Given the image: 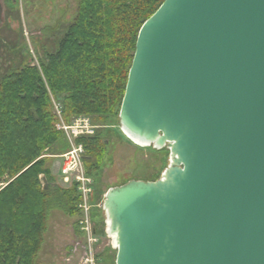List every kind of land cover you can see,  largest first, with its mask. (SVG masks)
Here are the masks:
<instances>
[{
  "label": "water",
  "instance_id": "1",
  "mask_svg": "<svg viewBox=\"0 0 264 264\" xmlns=\"http://www.w3.org/2000/svg\"><path fill=\"white\" fill-rule=\"evenodd\" d=\"M119 125L169 165L107 191L115 264H264V0H165L139 31Z\"/></svg>",
  "mask_w": 264,
  "mask_h": 264
},
{
  "label": "trees",
  "instance_id": "2",
  "mask_svg": "<svg viewBox=\"0 0 264 264\" xmlns=\"http://www.w3.org/2000/svg\"><path fill=\"white\" fill-rule=\"evenodd\" d=\"M164 1L80 0L57 52L42 64L46 82L36 67L0 82V182H6L0 190V264H37L51 212L80 214L77 183L44 190L41 182H49L40 177L46 173L41 157L64 136L56 130L51 96L61 102L68 124L81 115L106 121L119 115L139 31ZM77 143L85 145L86 171L93 175L103 158L100 140Z\"/></svg>",
  "mask_w": 264,
  "mask_h": 264
},
{
  "label": "rangeland",
  "instance_id": "3",
  "mask_svg": "<svg viewBox=\"0 0 264 264\" xmlns=\"http://www.w3.org/2000/svg\"><path fill=\"white\" fill-rule=\"evenodd\" d=\"M79 1L2 0L0 82L9 74L21 72L27 67H36L45 81L42 64L47 65L50 56L57 52L60 42L77 16ZM51 99L54 115L58 119L56 130L64 136L55 141L53 147L41 157L45 160L46 173L40 177L47 175L49 185L70 188L73 183L78 184L73 179L77 176L80 179L78 189L82 187L92 192L87 193L86 203L91 234L96 240L93 247L98 252L97 259L100 264H113L117 250L113 239L106 233L107 220L103 210L105 195L110 188L124 185L131 180H159L169 165V150L157 151L152 147H141L133 143L121 131L119 115L108 121L81 115L68 124L63 119L61 102L53 96ZM93 137L100 140L103 158L99 162L100 170H94L91 175L85 167V159L89 153L83 143L77 142ZM77 154L80 160L78 164L72 165L75 172L68 177L63 176L61 172L65 164L69 160L73 163L78 161ZM79 166L82 171H79ZM3 181L0 182V190L6 185L5 180ZM42 186L44 188L43 184ZM82 202L84 199L81 198L80 204ZM81 217L83 218L82 212L73 218L59 210L51 212L37 264L76 263L78 257L73 253V248L77 243L85 242L80 231Z\"/></svg>",
  "mask_w": 264,
  "mask_h": 264
},
{
  "label": "built area",
  "instance_id": "4",
  "mask_svg": "<svg viewBox=\"0 0 264 264\" xmlns=\"http://www.w3.org/2000/svg\"><path fill=\"white\" fill-rule=\"evenodd\" d=\"M81 152H82V149H81ZM77 156H78V154H77ZM79 160H80V156H78V161H76L74 163L72 160H69L65 164V166L61 172L62 175L65 177L73 175L72 173L75 172V168L72 165L78 164ZM78 169H79V171H82L81 166H79ZM76 171H77V169H76ZM73 179H76L74 181H78V184L80 183L79 177L76 176ZM78 191L81 195V198L84 199V202L79 204L78 208H79L80 212H82V215H83V218L81 217V221H80V225H81L80 231L83 235V238H85V242L82 244L77 243L75 245V247L73 248V253L76 254V256L78 257L75 264H100L98 259H97L98 252L93 247L96 240L94 239V237L91 234V228H90L91 222L88 219V204L86 203L87 193H92V192H90L86 188H82V187H79ZM108 237H110V236L108 235Z\"/></svg>",
  "mask_w": 264,
  "mask_h": 264
},
{
  "label": "bare ground",
  "instance_id": "5",
  "mask_svg": "<svg viewBox=\"0 0 264 264\" xmlns=\"http://www.w3.org/2000/svg\"><path fill=\"white\" fill-rule=\"evenodd\" d=\"M139 146V145H138Z\"/></svg>",
  "mask_w": 264,
  "mask_h": 264
}]
</instances>
